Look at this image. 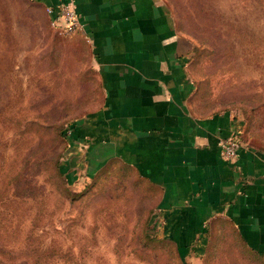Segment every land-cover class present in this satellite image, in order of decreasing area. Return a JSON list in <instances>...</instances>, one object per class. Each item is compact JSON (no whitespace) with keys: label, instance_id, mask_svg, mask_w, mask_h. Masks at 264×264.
Masks as SVG:
<instances>
[{"label":"rangeland","instance_id":"374dc122","mask_svg":"<svg viewBox=\"0 0 264 264\" xmlns=\"http://www.w3.org/2000/svg\"><path fill=\"white\" fill-rule=\"evenodd\" d=\"M159 2L192 44L194 114H232L264 151V0ZM102 104L83 31L0 0V264H264L224 219L182 233L158 186L99 156L86 121Z\"/></svg>","mask_w":264,"mask_h":264},{"label":"crops","instance_id":"0c3cea01","mask_svg":"<svg viewBox=\"0 0 264 264\" xmlns=\"http://www.w3.org/2000/svg\"><path fill=\"white\" fill-rule=\"evenodd\" d=\"M71 1L103 91L86 121L97 154L122 159L158 186L162 213L174 215L182 233L196 240L220 218L248 249L264 253V151L242 145L235 160L220 156L218 139L237 131L236 121L227 112L192 111V44L159 0Z\"/></svg>","mask_w":264,"mask_h":264},{"label":"built area","instance_id":"2783aa9c","mask_svg":"<svg viewBox=\"0 0 264 264\" xmlns=\"http://www.w3.org/2000/svg\"><path fill=\"white\" fill-rule=\"evenodd\" d=\"M47 11L54 26L65 30H82L79 15L71 0H61L55 5L47 6ZM239 134L240 130H237L218 139L219 154L224 160L233 161L239 156L242 147Z\"/></svg>","mask_w":264,"mask_h":264}]
</instances>
